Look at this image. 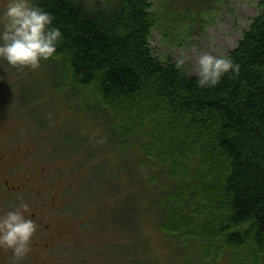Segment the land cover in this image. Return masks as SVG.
Here are the masks:
<instances>
[{"label": "trees", "instance_id": "16d2710c", "mask_svg": "<svg viewBox=\"0 0 264 264\" xmlns=\"http://www.w3.org/2000/svg\"><path fill=\"white\" fill-rule=\"evenodd\" d=\"M43 2L57 14V24L64 33L55 56L48 59L54 64L46 66L42 61L40 65L50 67L56 79L50 87L58 92L84 93L82 104L88 97L93 99L94 106L78 108L82 117L84 111L86 117L103 118L102 122L96 119L105 131L100 138L116 151L112 139L119 136L113 134L110 138V129L128 137L130 145L136 143L132 135H140L143 142L136 145L137 150L149 162L156 163L157 158L166 169L165 177L176 182L153 197L145 196L146 192L138 188L137 199L146 200L148 210L137 208L136 201L127 198L129 195L117 201L120 206L136 214H149V209H156L158 203L162 210L159 229L169 235L203 239L206 260L219 259L228 252L232 260L227 264H262L264 11L252 19L237 45L227 52L240 63L239 74H225L215 87L202 88L196 85L195 75L188 72L185 64L170 58L161 61L153 54L149 40L155 16L150 13V0H94L88 5L78 0ZM43 92L38 90L32 104L40 107L36 101ZM21 95L26 97L27 88ZM32 104L19 103L27 110V117ZM78 108L69 105L68 115L76 111L77 116V120L67 123L74 135L65 137L61 128L55 132L65 150L75 146L71 154L81 149L86 153L71 170H83V165L100 151L101 158L94 164L96 177L106 182L112 196L123 194L128 189L126 178V188H122V179L108 180L100 173L104 166L100 162L107 159L105 152L109 149H92V141L80 132ZM101 109H109L118 117L109 124ZM42 115L43 112L38 116V126L44 128L48 122L40 121ZM120 161L116 171L123 170L134 178L132 167L130 171ZM132 236L133 240L137 238ZM245 253L248 258L242 259Z\"/></svg>", "mask_w": 264, "mask_h": 264}, {"label": "rangeland", "instance_id": "374dc122", "mask_svg": "<svg viewBox=\"0 0 264 264\" xmlns=\"http://www.w3.org/2000/svg\"><path fill=\"white\" fill-rule=\"evenodd\" d=\"M78 1L88 5L94 0ZM150 4V13L153 18L155 16L149 40L153 54L161 61L170 58L178 63L183 59V64L190 74H195L197 59L204 52L227 55V52L237 45L252 19L264 11V0H150ZM42 61L46 66L54 64L48 59ZM3 63L0 60V64ZM41 66L27 70H24V67H14L13 73L8 75L0 73V127L9 130L6 135L0 136V149L5 153L8 151L11 153L16 150L14 148L30 151L25 162L32 171L38 172L44 169L48 177V185L53 186L57 202L63 209V218L75 227V236H71V231L66 230L64 244L54 251L51 264H227L232 260L228 252L223 253L219 259L206 260L205 250L203 254V245L206 242L203 239L165 234L162 228L159 229L162 210L158 203L156 209L153 207L149 209V214L144 211L136 214L134 210L129 212L120 206L117 201L129 195L127 198L131 202L135 200L136 204H134L137 208L147 209L146 200L139 202L137 199L138 188L146 192L145 196L153 197L155 193L162 194L167 188L176 185V182L165 177L166 169L157 158L156 163L149 162L137 150L136 145L143 142L138 134L132 135L131 140L136 143L130 145L131 141L127 139L128 137L120 136L121 132L118 130L113 132L110 129V138L113 134L119 136L112 139V143L118 149L113 151L110 143L100 138L105 131L97 120L101 119L102 122L103 118L93 116L91 118L90 115L86 117L84 111L82 117V111L78 108L87 104L94 106L95 101L87 96V101L82 104L81 97L84 93L78 90L77 93L81 95L75 92L54 91L51 87L53 80L56 79L51 74L50 67ZM18 74L23 77L30 75L33 83L28 84L26 97L17 96L15 100L8 99V93L15 91L13 85ZM38 90H44L40 101L35 100L40 107L32 104L38 95ZM75 95L77 97H74ZM25 101L32 104L28 119L24 118V108L19 106L20 102ZM69 105H75L79 109L80 132L92 141V149L94 148L96 152L97 149L108 147L109 152H105L107 159L100 162L104 165L100 173L105 174L108 180L122 179V188H126V178L128 189L123 194L112 196L106 182L96 177L94 164L101 158L100 151L83 165V170L72 171L75 165L78 166L83 161L86 153L81 149L71 154L76 147L68 146L65 150L64 142L55 135L59 128L64 130L65 137L74 135L73 129L67 128V123H71L77 116L76 111L68 115ZM25 106L28 109L26 104ZM100 111L107 114L109 124L118 117L109 109ZM41 112L44 117H40V121L48 122L44 128L38 126V116ZM85 142L87 145L88 141ZM3 144L5 145L2 146ZM120 160L125 162V167L130 171L132 167L134 178L123 170L116 171L120 166ZM155 177L156 182L153 181ZM139 178L143 180L138 181ZM78 179L79 181L81 179L79 185H77ZM99 184L103 188L98 186ZM21 201L27 202L20 198L14 202L19 204ZM71 203L72 206H68ZM127 222L129 225H125ZM126 228L130 231L128 232ZM132 234L137 235L135 240L132 239L135 237ZM131 245L134 247L132 248ZM133 249H135L134 253L131 251ZM241 256L242 259L248 258L247 253ZM11 257L12 255L9 259ZM28 260L22 258L18 264H24L23 261ZM9 264H13V259L9 260Z\"/></svg>", "mask_w": 264, "mask_h": 264}, {"label": "clouds", "instance_id": "9594fccd", "mask_svg": "<svg viewBox=\"0 0 264 264\" xmlns=\"http://www.w3.org/2000/svg\"><path fill=\"white\" fill-rule=\"evenodd\" d=\"M63 39L57 14L43 0H0V60L8 65L36 69L55 56ZM240 67L231 56L204 52L197 59L196 85L215 87L225 74L238 75ZM37 227L27 202L0 211V248L11 250L13 264L30 252Z\"/></svg>", "mask_w": 264, "mask_h": 264}, {"label": "flooded vegetation", "instance_id": "af4514ba", "mask_svg": "<svg viewBox=\"0 0 264 264\" xmlns=\"http://www.w3.org/2000/svg\"><path fill=\"white\" fill-rule=\"evenodd\" d=\"M3 64H0V73L6 75L13 73L14 67ZM27 68L24 67V70ZM22 77L21 74L16 76V83L13 85L15 91L8 93V99L15 100L17 96L21 98V92L32 82L30 75ZM26 112L27 110L23 111L24 118L28 119ZM7 132L9 130L0 127V136L6 135ZM14 149L16 150L11 153L9 151L5 153L0 149V211H7L18 205L14 202L17 198L27 201L38 227L31 243V250L24 257L29 260L23 261V263L51 264L54 251L57 248L60 249L64 244L66 230H70V235L75 236V227L63 218V209L57 202L53 186L48 185V177L45 175L44 169L38 172L32 171L25 162L30 151L22 148ZM35 200L38 202L34 203ZM63 204L65 203L63 202ZM11 255L10 249L0 248V264H9V260L13 259V256L9 259Z\"/></svg>", "mask_w": 264, "mask_h": 264}]
</instances>
